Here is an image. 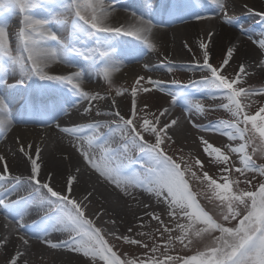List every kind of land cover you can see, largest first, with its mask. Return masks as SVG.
Instances as JSON below:
<instances>
[{
    "label": "snow or ice",
    "instance_id": "1",
    "mask_svg": "<svg viewBox=\"0 0 264 264\" xmlns=\"http://www.w3.org/2000/svg\"><path fill=\"white\" fill-rule=\"evenodd\" d=\"M142 5L144 12L132 11L129 22L114 24L115 0H0V85L13 92H25L23 107L39 117L40 123L46 124L45 118L49 117L58 120L53 113L63 111L68 115L81 102H87L85 114L109 117L94 118L86 124L58 122L56 128L69 138L71 147L100 182L111 185L122 197L135 200L138 190L148 194L150 200L154 198L156 205L164 206L157 212L151 203H144L148 220L139 217L137 230H109L104 225H115L113 219L98 226L97 221L105 213L87 214L93 191L81 198L74 194L80 184V168L66 178L64 189L59 190L53 185L52 174L41 179V149L37 147L33 153L31 143H19V152L30 161V175L26 178L13 176L5 156L0 154V215L8 228V233L0 237V248L7 251L12 235L22 246L30 245V237L24 234V218L35 209L49 213L36 224L37 238L53 250L80 254L86 258L85 264H264V162H258L264 161V87L249 84L250 65L246 63H241L235 73L229 71L238 52L236 47L228 48L224 58L213 63L204 41L199 43L200 57L192 53L193 62L160 66L168 73H200L199 79L187 85L171 79L176 91L168 89L164 81L145 75H139L129 87H115L114 75L122 70L125 61L142 58L138 49L121 45L122 38H133L155 51L151 37L165 23L155 18L159 13H155L153 0H142ZM205 7L221 13L224 24L238 26L264 50V31L256 38L228 14L225 0H174L164 11L168 23L185 16L212 18L203 13ZM17 14L21 20L13 46L7 18ZM254 14L264 23V11ZM77 58L84 63L78 64ZM54 64L76 70L51 74L49 69ZM260 66L264 68V61ZM143 67L148 72L155 71L148 63ZM16 73L19 80L8 84V76ZM93 78L102 80L107 87L102 85V91L86 90V81ZM38 82L58 85L60 91L45 92L44 85ZM154 89L171 98L169 107L153 110L143 102L142 94H151ZM126 94H130V107L124 114L117 98ZM206 99L219 103L206 105ZM101 102L108 103V111L102 110ZM9 103L0 95V135H6L14 126ZM177 106L184 109L192 127L227 137L230 143L216 146L201 135L205 159L191 152L185 154L182 148L169 154L175 144L170 130L179 119L169 118ZM215 111H223L229 118L207 124L192 118L194 114L207 117ZM117 135L121 144L114 148ZM95 150H99L98 155ZM134 152L140 155L133 157ZM137 163H141L142 171L132 170ZM206 163L215 166L217 172L210 175ZM11 181L15 183L7 188ZM22 183L31 185L37 196L11 200ZM201 199L214 203L215 211L207 210ZM54 233L59 236L56 240L49 238ZM25 257V250L17 248L6 264H29Z\"/></svg>",
    "mask_w": 264,
    "mask_h": 264
},
{
    "label": "bare ground",
    "instance_id": "2",
    "mask_svg": "<svg viewBox=\"0 0 264 264\" xmlns=\"http://www.w3.org/2000/svg\"><path fill=\"white\" fill-rule=\"evenodd\" d=\"M174 0H153V8L157 20H164L162 27L155 30L151 37V41L156 45V50L144 47L140 51L142 58L131 59L125 61V66L122 70L114 75V79H122L127 84H133L139 75L152 76L153 78L164 81L167 88L174 91L176 86L171 85L160 74L163 70L160 67L162 64L171 62L174 65H187L193 62L194 57L192 53L196 54L195 58H199L201 49H199L200 41L208 44V51L211 60L219 57L220 60L226 55V50L230 47L238 49L237 54L234 55L233 61L230 62L231 67L229 71L235 73L241 63L250 65L247 71L251 73L249 77V84L253 87H263L254 82V80L263 77L264 68L260 66V62L264 61V50L258 48L252 40L240 31L238 26H229L222 22V14L211 11L208 7L203 9V13L209 19L198 20L194 16H185L184 19H175L168 23V16L165 9L173 5ZM117 10L113 13L114 24L127 23L130 20L132 11L138 13L144 12L145 8L142 5V0H115ZM227 11L230 16H233L243 24L245 29H248L256 38L259 33L264 31V23L262 18L255 15V12L264 11V0H225ZM154 13V14H155ZM131 39L130 37H123ZM133 39V38H132ZM191 49V52L189 51ZM78 63V62H77ZM148 63L155 71L148 72L143 65ZM80 64V63H78ZM75 68L67 67L61 64H54L50 67L51 74L63 75L75 71ZM183 84L187 85L193 79H199L200 73H192L189 71H177ZM35 87V85H33ZM49 84H44V91L48 93H58L59 88H53ZM86 90H100L95 78L87 80L85 84ZM195 91L194 89H191ZM153 93V92H152ZM0 95H4L10 102L11 116L14 120V126L6 135H0V154L4 155L11 174L13 176H21L26 178L30 175V161L19 152L18 144L31 143L33 145L32 152L39 147L41 149V179H44L48 174L53 176V185L63 190L65 187L66 178L75 172L77 167L80 168V184L75 187L74 194L77 198H81L87 191H93L92 204L89 206L88 215L93 216L95 213L103 211L105 214L97 221V225L101 226L102 221L113 219L116 221L115 225H104L109 230H118L119 233H124L123 222L139 220V217L146 218L143 207L144 203H151L157 212H160L163 205H156L155 200L149 199L148 194L140 191L135 194L137 199L131 197H124L126 201L122 200V195L118 190H114L111 185L106 182H100L97 174L90 170L84 163L82 157L77 150L71 147L69 138L63 136L56 124L61 125L86 124L95 119H110L109 117H94L84 113L83 109L87 106V102H81L78 108L70 109L69 114L65 115L63 111L53 113L58 116V120H53L50 117L45 118L46 124L38 122L39 117L32 115L25 111L23 103L26 93L23 91L13 92L8 87H0ZM166 100L163 105H154L153 110L163 109L169 107L170 97L163 93ZM153 98V96H152ZM111 99V97H109ZM118 106L122 109V104L125 102V97L117 98ZM210 102L216 101L208 99ZM102 110L108 111V103L101 102ZM178 119V124L173 126L170 133L174 139L189 143V148L193 149L196 146L194 139L199 136H207L209 134L204 132H197L196 128L192 127L187 118L183 108L176 107L172 110V115L169 119ZM196 123L205 124V121L192 117ZM27 121V122H24ZM102 133L107 132V129H101ZM204 133V134H203ZM207 134V135H206ZM75 142V141H74ZM121 144L119 136L114 137L112 147H118ZM97 155L99 150H95ZM134 164L133 166H136ZM2 171V165H0ZM15 181L9 182L6 187L11 188ZM37 196L36 190L27 183H22L18 186V191L12 195L11 200H16L20 197ZM139 201V202H138ZM49 215L48 212H36L35 209L30 210V214L25 216L24 223L26 225L25 235L30 237V245L22 246L15 235L10 236V243L7 246V251L0 248V264H6L8 258L14 255L17 248H23L26 252V259L29 264H85L86 258L80 254L72 253L67 250H53L47 245L43 244L37 238L38 230L36 224L41 219ZM7 221L3 215H0V237L8 233V228L5 227ZM10 227V226H9ZM50 239L56 240L59 238L58 234H53Z\"/></svg>",
    "mask_w": 264,
    "mask_h": 264
},
{
    "label": "rangeland",
    "instance_id": "3",
    "mask_svg": "<svg viewBox=\"0 0 264 264\" xmlns=\"http://www.w3.org/2000/svg\"><path fill=\"white\" fill-rule=\"evenodd\" d=\"M174 3V1H173ZM8 24H9V27H8V31L11 35L10 38L13 39V46H15V37H14V34L16 33V31L18 30L19 26H20V20H21V16L19 14L17 15H11V16H8ZM62 36H67L68 33H62L61 34ZM132 43L136 46L134 47V45H132ZM121 45L123 46H127L129 48H136L140 51L144 50V47L143 45H141L139 42L135 41L134 39H125V38H122L121 40ZM221 60L220 58L217 56L215 57L214 59L211 60V62L213 63H219ZM76 62L80 63V64H83L84 62L82 60H80L79 58L76 59ZM63 65V64H61ZM65 66V65H64ZM160 74L161 76L168 82L171 81V79L175 78L177 80L180 79V76L178 74L177 71L173 72V73H168L164 68L162 71H160ZM19 75L18 73L16 74H10L8 76V84H14L16 83L18 80H19ZM96 80V83L98 85L99 88L102 89V85H103V81L102 80ZM254 82L262 85L264 87V78L263 77H260L256 80H254ZM40 84H43V82H38ZM44 85V84H43ZM132 85V84H131ZM130 84H127V82L125 80H122V79H114V86L115 87H129L131 86ZM172 85V84H171ZM0 87H6L4 85H0ZM59 88L58 85H55L53 84V88ZM104 88H106L107 86L106 85H103ZM51 88V89H53ZM177 89H174V91H176ZM193 91V90H192ZM114 95V93H113ZM143 95V102H146L148 103L151 107H153L155 104L159 106L160 105H163V103L165 102V97H163V92H159V91H156L155 89L153 90V93L151 94H142ZM153 96V98H152ZM125 102L122 104V107H123V113L124 114H127L128 112V109L130 107V94H126L125 96ZM119 98V97H118ZM204 103L206 105H214V104H217L219 103V101L217 100L215 103H212L210 102L208 99H206L204 101ZM178 108H181L180 106H177ZM193 117L195 118H198V119H202V121H206V122H210V121H215V120H218V119H227L229 118L228 115L226 113H224L223 111H215V112H210L207 117H201V116H198V115H193ZM164 118H162L163 120ZM197 132L200 133V131H198L196 129ZM205 133V132H204ZM203 133V134H204ZM209 134V135H207ZM205 136L207 139H209L212 143H214L216 146H224V145H227L228 143H230V141L227 139V137H224V136H221V135H218V134H213V133H207ZM174 139V138H173ZM175 140V144L172 146V149L169 150V154H172L173 152H176L178 153L179 152V149H183L184 150V153L187 154V153H193V154H196V155H199L201 159H205L204 157V154L202 153V150H201V147H200V142H199V138L196 140L194 139L193 141L195 142L196 146H194L195 148L191 149L189 148V143L188 142H184V141H179L177 139H174ZM133 157H136V156H139L140 154L138 152H134L133 154ZM233 159H236V157L234 156ZM258 162H264V161H261V160H258ZM206 166L208 168V171H209V174L212 175L214 173L217 172V168L215 166H211V165H207L206 163ZM237 166H239V164L237 163ZM132 170L133 171H142V167H141V163H137L136 166H131ZM241 187H244V185H241ZM139 191L137 190L135 192V194H137ZM125 200L126 201V198L122 197V200ZM201 203L205 205L206 209L209 210V211H215V205L214 203H210L206 200H203L201 199ZM145 221L148 220V217H146L144 219ZM140 223L139 220H133V221H125L123 222V228H124V233H126L127 229L129 227H133L134 230H137V225ZM152 226H155V221L152 222ZM145 231H147L148 229L145 228L143 229ZM125 248H127V246H124ZM198 247H202V245H198ZM187 254H191V253H187Z\"/></svg>",
    "mask_w": 264,
    "mask_h": 264
}]
</instances>
